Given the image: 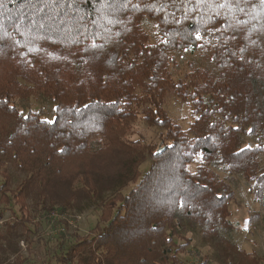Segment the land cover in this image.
Segmentation results:
<instances>
[{
    "label": "trees",
    "instance_id": "16d2710c",
    "mask_svg": "<svg viewBox=\"0 0 264 264\" xmlns=\"http://www.w3.org/2000/svg\"><path fill=\"white\" fill-rule=\"evenodd\" d=\"M180 52L202 65L174 77ZM137 121L159 143L132 140ZM234 177L264 206L261 0H0V264L30 263L33 218L92 207L97 233L58 236L44 264H184L196 240L239 264Z\"/></svg>",
    "mask_w": 264,
    "mask_h": 264
},
{
    "label": "rangeland",
    "instance_id": "374dc122",
    "mask_svg": "<svg viewBox=\"0 0 264 264\" xmlns=\"http://www.w3.org/2000/svg\"><path fill=\"white\" fill-rule=\"evenodd\" d=\"M191 61L202 65V62H199L198 56L196 55H190L184 52L176 54V64L172 68L174 77H181L187 72L188 63ZM34 103L39 106L41 105L42 108L39 114L42 119L53 121L54 103L45 105L42 99ZM165 110L178 123L182 130H186L194 120L193 109L190 103L180 101L173 95L167 97ZM158 134V129L150 128L143 122L137 121L135 123V134L131 136V139L142 138L147 143H159ZM148 164V161L144 162L141 167L142 171L146 170ZM234 188L235 197L229 204L231 210L230 219L239 228L235 230L232 241L236 242L238 251L246 252L251 256L249 259L238 257L236 261L238 260L239 264H264V206L260 203L253 202L252 196L248 192V187L242 179L234 177ZM15 209H19L18 205ZM3 213V217L0 219V226L4 222L13 220L10 212L5 211ZM26 214L32 216V212L30 214L27 212ZM98 217L99 212L93 207L88 209L82 208L80 211L74 209L73 211H66L64 213L56 210L48 211L42 214L41 218L35 217L32 219L35 220L34 223L40 228L38 236L41 237L42 242L40 243L37 240L38 237L34 235L32 243L28 247V244L22 240V237L19 240L15 236L14 248H17L16 244L19 240L17 251L18 249L20 251L18 255L25 258L27 262L44 264L46 259L45 253L47 251L48 254V250L51 253L54 252L55 242L58 236L64 237L66 244L77 238L86 239L91 237L97 233L95 230L96 227L98 229L104 222V220L98 222ZM190 250L191 253L182 260L184 264H203L202 262L204 264H217L211 258L212 251H209L198 240L194 241L193 245L190 246ZM231 251H233L232 247H228V249L226 247V254L228 252L231 254ZM9 262L14 264L15 256H11Z\"/></svg>",
    "mask_w": 264,
    "mask_h": 264
},
{
    "label": "snow or ice",
    "instance_id": "6c2138e0",
    "mask_svg": "<svg viewBox=\"0 0 264 264\" xmlns=\"http://www.w3.org/2000/svg\"><path fill=\"white\" fill-rule=\"evenodd\" d=\"M261 2L264 3V0H261ZM221 6H223V5H221ZM250 131H251V129H250Z\"/></svg>",
    "mask_w": 264,
    "mask_h": 264
}]
</instances>
